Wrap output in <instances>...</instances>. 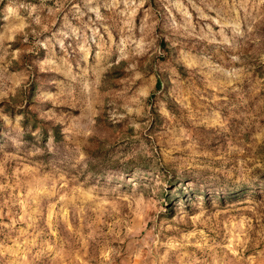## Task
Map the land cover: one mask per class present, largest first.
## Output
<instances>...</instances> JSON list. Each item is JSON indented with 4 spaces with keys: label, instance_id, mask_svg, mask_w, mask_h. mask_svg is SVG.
I'll return each instance as SVG.
<instances>
[{
    "label": "rangeland",
    "instance_id": "374dc122",
    "mask_svg": "<svg viewBox=\"0 0 264 264\" xmlns=\"http://www.w3.org/2000/svg\"><path fill=\"white\" fill-rule=\"evenodd\" d=\"M0 264H264V0H0Z\"/></svg>",
    "mask_w": 264,
    "mask_h": 264
},
{
    "label": "trees",
    "instance_id": "16d2710c",
    "mask_svg": "<svg viewBox=\"0 0 264 264\" xmlns=\"http://www.w3.org/2000/svg\"><path fill=\"white\" fill-rule=\"evenodd\" d=\"M157 86L159 87V83H157Z\"/></svg>",
    "mask_w": 264,
    "mask_h": 264
}]
</instances>
